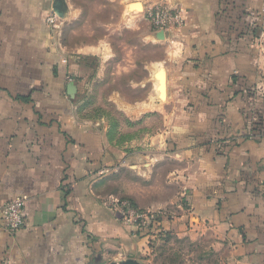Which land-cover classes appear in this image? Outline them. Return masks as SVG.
Wrapping results in <instances>:
<instances>
[{
    "label": "crops",
    "instance_id": "0c3cea01",
    "mask_svg": "<svg viewBox=\"0 0 264 264\" xmlns=\"http://www.w3.org/2000/svg\"><path fill=\"white\" fill-rule=\"evenodd\" d=\"M65 1L53 29L55 0H0V203L27 197L19 231L0 218V264L139 260L143 239L96 182L115 173L121 195L127 169L152 174L164 160L172 167L153 193L176 212L163 227L207 242L223 264H264V135L253 130L264 116V0H106L122 5L124 38L107 33L81 48L63 42V23L82 13ZM155 2L185 14L164 39L144 14ZM108 76H126L134 93L109 95L123 115L116 139L109 121L83 120L75 102ZM158 114L161 127L143 123ZM136 192L139 209L163 206Z\"/></svg>",
    "mask_w": 264,
    "mask_h": 264
},
{
    "label": "rangeland",
    "instance_id": "374dc122",
    "mask_svg": "<svg viewBox=\"0 0 264 264\" xmlns=\"http://www.w3.org/2000/svg\"><path fill=\"white\" fill-rule=\"evenodd\" d=\"M73 1L75 6L81 8L82 13L74 20L63 19L65 22L62 25V38L65 45L71 48H81L86 44L99 41L107 33H111L115 41H122L124 36L119 35L115 30L123 25V21H126V17H120L121 4L106 0ZM129 7L128 10L131 9ZM137 11L141 12L142 10ZM107 29L110 30L108 31ZM126 36L131 40L132 33L127 31ZM158 54L160 55V50ZM127 87L128 80L126 76H118L116 78L108 76L104 80L96 82L95 85L87 86L75 101L82 108L79 110L80 117L83 120L86 119L93 122L102 121V119L109 121L110 137L116 139L119 133L118 122L120 119L123 121V115H119L117 112L116 103L114 102L117 99H113L109 95L113 94L116 88H120L123 92L131 93L133 98L134 93L128 91ZM149 120L154 126L161 127L162 119L159 114L147 115L142 121L143 123H148ZM129 130L130 128L127 127L126 132ZM144 147L141 146L140 148L146 149ZM171 167L172 162L164 160L158 163L156 170L152 174H140V176L127 169L122 175L123 181H126V187L121 188L123 192H126L121 195L118 188L121 185L118 184V177L114 176L115 173L104 179H99L96 184L99 191L104 188V191L110 192L106 195L108 196V202L129 197L133 201L130 193L134 189L137 191V196L146 204L151 201H160L159 198H162L161 205L163 206L160 207L159 205L160 208L151 207L150 209H144L145 211H154L156 213L154 225L152 224L144 232H140L136 227L130 225V227L135 228L134 231L137 236L143 239L142 244L137 247V258L142 264H223L207 242L183 237L176 234L175 231L163 227L162 223L170 220L176 210L163 203L164 197L153 192L155 191L154 187H165L164 174ZM133 202L136 206H139L137 200Z\"/></svg>",
    "mask_w": 264,
    "mask_h": 264
},
{
    "label": "built area",
    "instance_id": "2783aa9c",
    "mask_svg": "<svg viewBox=\"0 0 264 264\" xmlns=\"http://www.w3.org/2000/svg\"><path fill=\"white\" fill-rule=\"evenodd\" d=\"M155 31L164 33L179 28L185 23L183 10L167 2H155L147 5L144 12ZM62 18L52 9L47 16V23L53 29L61 27ZM27 197L21 196L10 201L0 203V218L6 223V228L11 234H15L25 223V207ZM110 207L125 220L129 225L137 230L146 231L154 224L156 213L145 211L135 206L131 199H114L110 202Z\"/></svg>",
    "mask_w": 264,
    "mask_h": 264
},
{
    "label": "water",
    "instance_id": "95a60500",
    "mask_svg": "<svg viewBox=\"0 0 264 264\" xmlns=\"http://www.w3.org/2000/svg\"><path fill=\"white\" fill-rule=\"evenodd\" d=\"M140 6H137L135 8L131 9H139ZM54 11L58 14L59 17L63 18L65 16V13L67 11V4L65 0H55L54 6H53ZM158 39H164L165 33L164 31H159L157 34ZM158 82H159V98L162 101L163 97L165 96V93L167 92V78H166V71L161 70V73H158L157 76ZM68 93L72 97V99H75L76 94H77V85L74 82H71L68 84ZM109 264H142L139 260L134 259V258H128L121 260L119 262H110Z\"/></svg>",
    "mask_w": 264,
    "mask_h": 264
},
{
    "label": "trees",
    "instance_id": "16d2710c",
    "mask_svg": "<svg viewBox=\"0 0 264 264\" xmlns=\"http://www.w3.org/2000/svg\"><path fill=\"white\" fill-rule=\"evenodd\" d=\"M253 130L257 134L264 135V116L261 112H257L255 115V120L253 122ZM133 204L135 205L134 202ZM140 232H144V231H140Z\"/></svg>",
    "mask_w": 264,
    "mask_h": 264
},
{
    "label": "bare ground",
    "instance_id": "6f19581e",
    "mask_svg": "<svg viewBox=\"0 0 264 264\" xmlns=\"http://www.w3.org/2000/svg\"><path fill=\"white\" fill-rule=\"evenodd\" d=\"M132 6H133V8H135V7H137V6H140V8H139V7H138V8L141 9V5H140L139 3H133V4H131V5H130V8H132ZM139 9H138V10H139ZM161 70H163V69H161ZM161 70H160L158 73H161ZM163 71H164V70H163ZM163 98H164V97H163ZM164 100H165V99H164Z\"/></svg>",
    "mask_w": 264,
    "mask_h": 264
}]
</instances>
